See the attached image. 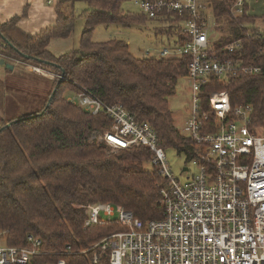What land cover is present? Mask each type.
<instances>
[{
	"label": "trees",
	"instance_id": "obj_1",
	"mask_svg": "<svg viewBox=\"0 0 264 264\" xmlns=\"http://www.w3.org/2000/svg\"><path fill=\"white\" fill-rule=\"evenodd\" d=\"M128 1L59 0L55 23L34 34L18 27L17 17L0 24L5 54L61 76L46 90L42 88L45 95L39 109L0 121V233L8 245L25 246L26 234L32 233L43 250L60 251L65 244L73 250L87 249L123 229L114 221L84 227L86 205L98 202L120 205L142 221L163 218L159 200L164 180L150 165L149 149L111 151L96 139L111 121L70 103L66 90H85L105 103H120L137 122L154 128L165 150L173 148L188 160L196 154L191 139L174 126L167 100L175 94L178 80L185 79L191 57H136L123 40H91L96 25L128 26L149 20L126 11L123 4ZM209 1L214 22L219 23L212 30L226 26V33L212 40L217 57L241 65H264V28L257 22H264V14H252L248 0L238 15L231 11L236 0ZM76 2L85 3L79 14L85 26L78 47L54 55L47 49L50 39L68 38L76 23L73 12L61 11V6ZM173 16L157 18L156 29L173 37L170 45H181L185 36L169 25ZM231 44L237 46L229 51ZM213 91H226L233 107L251 104L255 116L263 118L264 71L240 72L225 79L212 76L200 94L203 108ZM91 253L64 258L66 264H89ZM57 257L40 256L36 263Z\"/></svg>",
	"mask_w": 264,
	"mask_h": 264
},
{
	"label": "built area",
	"instance_id": "obj_2",
	"mask_svg": "<svg viewBox=\"0 0 264 264\" xmlns=\"http://www.w3.org/2000/svg\"><path fill=\"white\" fill-rule=\"evenodd\" d=\"M130 2L149 19L174 15L169 25L185 36L181 45L164 46L156 52L159 57H191L185 77L191 91V115L178 132L194 145L196 154L185 159L195 171L179 180L154 128L137 122L122 104L105 103L85 90L73 92L66 97L70 103L111 121L97 134V141L111 151L141 146L149 149L150 165L164 180L159 200L163 218L142 221L120 205L88 204L84 227L114 221L123 229L87 249L73 250L65 244L55 252L43 250L41 240L32 233L26 234L25 246L8 245L0 233V264H66L64 255L90 251L89 264H264V115L262 119L255 116L249 103L233 107L226 91L209 92L206 108L200 95L212 76L225 79L240 72L259 73L264 65H241L217 57L212 51L215 22L209 0ZM244 2H234L233 15L243 11ZM236 46L231 44L227 49ZM4 48L0 43V59L42 73L37 66L10 58ZM189 165L182 171H189ZM54 255L59 257L36 263L40 256Z\"/></svg>",
	"mask_w": 264,
	"mask_h": 264
},
{
	"label": "rangeland",
	"instance_id": "obj_3",
	"mask_svg": "<svg viewBox=\"0 0 264 264\" xmlns=\"http://www.w3.org/2000/svg\"><path fill=\"white\" fill-rule=\"evenodd\" d=\"M58 1L59 0H53L50 4L51 7H48L45 5L46 0H44V6H46V8L39 9L36 11L37 13L35 15L34 13L31 15L25 14L24 21L26 24L21 23L19 27L25 32H31L28 25L36 26L39 24L38 18L41 19L43 15L47 14L52 15V12H54L52 8L57 6ZM255 1L256 10L253 9L252 12L263 11V0ZM84 7L85 3L76 2L73 5H63L60 9L61 11L67 13L72 11L76 17V23L71 39L73 42V47H78L79 37L84 30V18L79 15ZM123 7L126 11L139 12V9L129 1L125 2ZM257 22H259L258 24L260 25V28H264V22L262 20H258ZM215 23L216 24L214 25H219V23ZM159 24L160 21L155 18L145 20L140 24H131L128 26L115 23L99 24L94 26V29L91 33V40L96 42H104L110 39H120L128 44L129 51L136 57H154L157 56L156 49L164 46H171L170 44L173 42V39L167 38L165 33L157 32L156 28L159 26ZM225 33L226 26L224 24L223 29L211 31V38H218ZM168 40H170V42ZM173 45L174 44H172V46ZM147 51L149 52L148 54L146 53ZM59 52L60 50H56L55 55H59ZM9 61V63L13 65L12 70L0 64V121L39 109L42 106L43 97L45 95V92L44 95L41 93L42 88H45L46 90L48 85L52 83L53 80L61 78L59 74L50 72L44 68H41V66L40 68L39 66L35 67L42 72L39 73L33 69L25 70L23 65L19 62H15L13 60ZM72 93L73 91L66 90L65 96H71L73 95ZM167 100L172 115L173 124L177 130H180L183 127L185 121L191 115L192 104L189 81L184 78L179 79L175 94L168 97ZM165 152L169 165L179 180H185L187 176L191 175L195 171V168L187 163L185 156L178 154L175 149L168 148L165 150ZM185 164L189 165V171L187 172L182 171V168L185 166Z\"/></svg>",
	"mask_w": 264,
	"mask_h": 264
},
{
	"label": "crops",
	"instance_id": "obj_4",
	"mask_svg": "<svg viewBox=\"0 0 264 264\" xmlns=\"http://www.w3.org/2000/svg\"><path fill=\"white\" fill-rule=\"evenodd\" d=\"M249 2H250L249 10L251 12L253 9L256 10V1L250 0ZM45 5L48 7L49 6L51 7V5L47 3V0H46ZM46 6H44V0H0V24L10 21L14 17H17L18 18L17 25L19 27L21 23H25L24 21L25 14L31 15L34 13L35 15L37 13L36 11H38L41 8L45 9ZM52 9L54 11L52 12V15L47 14V15H43L41 19L38 18L39 24H37L36 26H33V25L29 26L27 24L31 32L26 31V33L34 34L44 27L53 25L56 20V11H55L56 7H53ZM252 14H256V15L264 14V6H263V11L252 12ZM72 33L68 38H65V39H62V38L50 39L47 45V49L54 55L56 54V50H60L59 53L61 54V53H64V52H67L73 49V42L71 40ZM57 47H60V48H57Z\"/></svg>",
	"mask_w": 264,
	"mask_h": 264
},
{
	"label": "water",
	"instance_id": "obj_5",
	"mask_svg": "<svg viewBox=\"0 0 264 264\" xmlns=\"http://www.w3.org/2000/svg\"><path fill=\"white\" fill-rule=\"evenodd\" d=\"M0 64L4 65L6 68H8L10 70L13 69V65L11 63H9V62H5L3 59H0Z\"/></svg>",
	"mask_w": 264,
	"mask_h": 264
},
{
	"label": "bare ground",
	"instance_id": "obj_6",
	"mask_svg": "<svg viewBox=\"0 0 264 264\" xmlns=\"http://www.w3.org/2000/svg\"><path fill=\"white\" fill-rule=\"evenodd\" d=\"M104 129V128H103Z\"/></svg>",
	"mask_w": 264,
	"mask_h": 264
}]
</instances>
